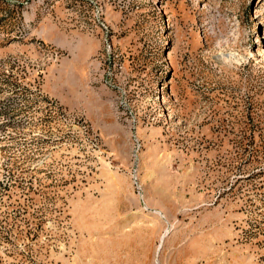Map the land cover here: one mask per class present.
Returning a JSON list of instances; mask_svg holds the SVG:
<instances>
[{
  "label": "rangeland",
  "instance_id": "rangeland-1",
  "mask_svg": "<svg viewBox=\"0 0 264 264\" xmlns=\"http://www.w3.org/2000/svg\"><path fill=\"white\" fill-rule=\"evenodd\" d=\"M0 264H264V0H0Z\"/></svg>",
  "mask_w": 264,
  "mask_h": 264
}]
</instances>
